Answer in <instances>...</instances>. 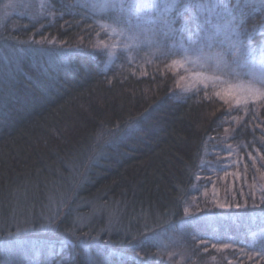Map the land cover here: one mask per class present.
Instances as JSON below:
<instances>
[{
    "label": "trees",
    "instance_id": "16d2710c",
    "mask_svg": "<svg viewBox=\"0 0 264 264\" xmlns=\"http://www.w3.org/2000/svg\"><path fill=\"white\" fill-rule=\"evenodd\" d=\"M43 1L48 12L24 6ZM222 1L234 6L235 24L244 22L242 39L255 27L258 50L264 15L245 0ZM70 2L0 7V264L33 253L45 263L61 245L66 255L56 252L52 264H161L130 245L188 219L184 200L226 106L174 97L171 72L110 73L101 51L75 47L83 31L58 16L69 18ZM258 117L264 149V107ZM57 200L62 209L50 212ZM240 212L264 222V203Z\"/></svg>",
    "mask_w": 264,
    "mask_h": 264
},
{
    "label": "rangeland",
    "instance_id": "374dc122",
    "mask_svg": "<svg viewBox=\"0 0 264 264\" xmlns=\"http://www.w3.org/2000/svg\"><path fill=\"white\" fill-rule=\"evenodd\" d=\"M91 2L111 4L115 0H71L70 4ZM123 2V10L109 7L94 11L77 6L67 8L69 18L58 16L65 22L75 21L83 31L75 47L101 51L110 73L154 76L171 72L175 77L172 86L174 97H216L226 106L221 132L208 141L196 180L184 200L183 209L188 219L157 231H143L138 241L130 245V250L161 264H264V235L260 234L264 222L240 212L260 204L264 198V149L260 142L262 125L258 117L259 108L264 107V98L257 99L246 90L261 87L259 81L264 76V69L260 67L259 52L264 47V38L259 35L262 42L253 57L234 59L222 51L224 45L205 47L204 51L209 56L221 53L220 63L216 66L214 60L205 63L191 51L186 57L184 49L189 48L190 36L195 39L202 35L198 31L200 24L208 34H215L217 45L226 32L232 39L236 38L232 33L235 24L232 13L225 10L222 0H175V6L168 11H162L163 5L173 3V0ZM186 2L190 3L187 8L183 7ZM17 3L19 0H0V7ZM27 3H24L25 8L36 14L50 10L44 1L40 5ZM144 3H155L160 8L137 10L127 7ZM197 3L203 5V9L196 7ZM216 3L221 6L214 9ZM253 5L264 15V5ZM188 9L193 11L191 25L187 24L185 16ZM117 17L118 24L113 22ZM241 31L243 33L244 30ZM253 32L257 33L255 30L247 31ZM263 32L261 30L258 34ZM229 85L232 87L228 88ZM226 89L234 96L225 95ZM217 91L221 92L220 97L216 96ZM237 99L240 100L239 105ZM249 153L256 158L255 162ZM58 204V200L55 204L52 202L50 212ZM63 204L64 201L59 205L61 209ZM113 219L112 216L108 229L113 228L116 221ZM76 221L80 225L84 223L80 218ZM66 248V245H61L56 251H48L47 260H50L45 263L37 253H33L23 264H52L53 255L57 252L65 256Z\"/></svg>",
    "mask_w": 264,
    "mask_h": 264
},
{
    "label": "snow or ice",
    "instance_id": "6c2138e0",
    "mask_svg": "<svg viewBox=\"0 0 264 264\" xmlns=\"http://www.w3.org/2000/svg\"><path fill=\"white\" fill-rule=\"evenodd\" d=\"M255 3H259L260 5H264V0H245V7H250ZM77 6H82V7H89L94 11H100V10H104L106 8L112 7V8H119L121 10H123L125 8V4L123 2V0H115V2L109 4L107 2H103V3H96V2H91V3H86L83 5H67L68 9H72L73 7H77ZM175 6V0H173V3H166L163 5L162 11H168L170 10L172 7ZM190 6V3L186 2L183 4V7L187 8ZM221 5L216 3L213 5V8H217L220 7ZM129 9L132 7H135L137 10L139 9H151V8H160L159 5L155 4V3H144V4H135V5H128L127 6ZM196 7L203 9V5L197 3ZM223 7L225 8V10L227 11H231V9L234 7L233 5H231L230 3H225L223 5ZM243 9H241L242 11ZM233 20H235V17H233ZM114 23H120L119 18H114L113 20ZM175 21H172L171 23H174ZM166 23H168L166 21ZM181 23H183V20L181 21ZM243 21H240L239 23H236L233 25L232 27V33L235 34V39L231 38V34L230 33H225L224 35V39L219 41V45L216 44L215 42V34H208V30L205 29L203 27V24H200L198 26V31L202 33V35L197 36L195 39H193L191 36L188 38L189 41V48H185L184 52H185V56L187 57L189 55V52L191 51L192 53L196 54L197 59H203L205 61V63H207V61L209 60H214L216 66L219 65L220 63V58H221V53H216L214 56H209V54L207 52L204 51L205 47L207 48H214V47H218L220 45H224L225 47H223L222 51L224 53H227L228 55H230L232 58H239L240 56H244V57H253L254 53H255V49L252 47V34L251 33H247V35L245 36L244 39H240V32L243 29ZM227 27V26H226ZM259 28L261 30H264V23H262L261 25H259ZM174 31V29H172ZM255 30V27H254ZM123 32V30H121ZM219 32V27L217 26V33ZM259 57H260V67L261 69H264V47H262L260 49L259 52ZM9 76H11V73L8 74ZM261 87L260 88H249L246 89L247 91H251L253 93V95L259 99V98H264V76H262L260 78L259 81ZM232 86L229 85L228 88H231ZM3 90L0 89V92H2ZM225 95H233V92L228 91L227 89L225 90ZM216 96L220 97L221 96V92L217 91L216 92ZM4 97L0 96V102H3ZM237 105H239L240 100L237 99L236 101ZM250 158L253 160V162H255V157H251V154L249 153ZM264 159V158H262ZM261 203H264V198L261 199ZM221 207H223V205H221ZM237 207H239V205H237ZM185 212L187 214L188 210L185 209ZM261 235H264V229L261 230ZM253 236L257 235V233H252ZM7 247V245H6ZM225 247H227V245H225ZM92 264H95V262H92Z\"/></svg>",
    "mask_w": 264,
    "mask_h": 264
}]
</instances>
